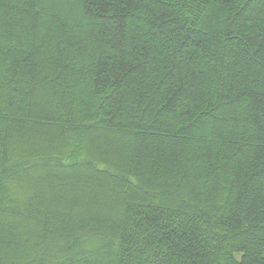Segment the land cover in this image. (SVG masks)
<instances>
[{
  "label": "trees",
  "instance_id": "16d2710c",
  "mask_svg": "<svg viewBox=\"0 0 264 264\" xmlns=\"http://www.w3.org/2000/svg\"><path fill=\"white\" fill-rule=\"evenodd\" d=\"M0 264H264V0H0Z\"/></svg>",
  "mask_w": 264,
  "mask_h": 264
}]
</instances>
